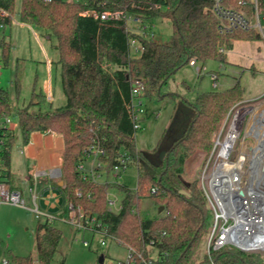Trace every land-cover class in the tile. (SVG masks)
Instances as JSON below:
<instances>
[{"label": "trees", "instance_id": "1", "mask_svg": "<svg viewBox=\"0 0 264 264\" xmlns=\"http://www.w3.org/2000/svg\"><path fill=\"white\" fill-rule=\"evenodd\" d=\"M239 1L231 0L234 8H241ZM259 2L264 12V0ZM14 6L15 0H0V7L11 15ZM85 8L82 4L59 1L44 4L41 0H21L20 22L45 31L49 39L55 40L65 103L43 110L45 97L32 93L26 106L14 110L8 92L0 89V117H15L16 132L24 146L34 133L51 132L62 138L58 181L63 185L59 187L54 182L65 202L61 219L68 217L67 205L72 203L94 215L121 246L144 252L154 243L167 264H209L205 244L212 212L199 179L185 180L186 168L200 156L204 163L226 116L243 101V91L236 82L230 88L198 93L189 100L175 93L163 94L162 90L192 59L197 64L216 61L224 67L230 65L226 54L235 42L260 38L254 32L219 33L210 3L204 0H89L88 8L101 12L128 10L149 26L154 19L168 20L171 35L165 43L128 30L123 22L82 17ZM244 9L250 11L248 5ZM10 22L5 20V26ZM131 38L143 46V52L135 58L130 56L128 47ZM0 45L6 65L10 46L5 42ZM135 81L143 83V97L169 100L173 104L169 124L151 151L135 146L130 96ZM15 90L18 93L17 79ZM16 139L15 132L6 133L3 150L6 171L1 178L9 177ZM92 149L102 152L98 171L107 178L124 155L130 158V166H136L137 187L117 186L123 198L116 213L107 208L108 192L113 186L95 183L76 170L77 165L87 161ZM152 188L156 190L154 194L150 193ZM141 198L152 199L158 209L163 208L162 213L155 218H142L138 211ZM54 222L46 219L37 225L38 264L52 262L61 240V231ZM11 259L13 264H33L30 255H11ZM212 260L215 264H264L263 255L232 247L213 253Z\"/></svg>", "mask_w": 264, "mask_h": 264}, {"label": "rangeland", "instance_id": "2", "mask_svg": "<svg viewBox=\"0 0 264 264\" xmlns=\"http://www.w3.org/2000/svg\"><path fill=\"white\" fill-rule=\"evenodd\" d=\"M86 0H82L84 2ZM21 0H15V6L11 15V22L3 31H0V43L5 42L10 46L8 61L4 65L2 61V50L0 45V65L2 67L0 76V89L8 92L9 103L12 109L26 106L32 93L42 94L46 91L49 82L51 83L53 101L47 98L42 103V109L58 108L64 105L65 99L61 90L60 68L57 65L58 54L54 49L55 40L49 39L45 31L34 26L23 24L19 19ZM262 12V11H261ZM264 13V12H262ZM154 40L167 42L171 35V25L168 20L154 19L151 22ZM226 60L233 65H224L220 68L216 61H207L204 64H197L196 67L186 65L181 68L165 85L163 94L175 93L184 96L189 100L196 97L198 93L208 91H221L239 83L243 91V101L232 108V115L246 111L239 123L243 124V133L238 140V145L243 146V153L247 157L249 148L255 145L256 140L246 136L243 142V134L251 120L261 121L264 117V41L262 39L251 42H235L233 49L226 54ZM197 67H203L198 75ZM217 76V86L211 76ZM19 84L18 93L15 90V83ZM143 108L146 116L140 121V129L136 132L134 140L138 150L151 151L161 139L164 130L167 128L172 112L173 104L169 100L157 101L143 97ZM50 103V104H49ZM16 123L15 118H12ZM17 136L15 147L11 152L9 177L4 178L12 190L21 193L26 208L13 205H0V263L3 259L8 264H13V256H31L33 264H38L36 259V229L39 222L31 211L34 206L31 199L30 188L33 183L25 182L28 170L32 168L31 162L25 161L27 155L26 147L22 144L20 135L14 129ZM40 148L51 151L49 160L52 167H59L60 160L58 151L62 140L58 137H44L40 134L33 139ZM258 142V141H257ZM238 150L234 154L237 155ZM160 153L159 157H162ZM186 168L185 180L199 179L203 170L202 157ZM205 162V161H204ZM248 169L245 168L243 179L245 180ZM101 182H107L113 187L109 190V199L115 203L113 212H118L123 194L117 186H124L128 189L137 187L136 166H129L118 177L111 174L106 178L102 174ZM48 184V180L42 179L37 183L35 189L37 197L36 204L39 210L47 211L44 200L39 201L41 184ZM43 192V196L49 195ZM54 200L49 203L52 205ZM63 204V200H62ZM60 208V206H57ZM138 211L142 218H155L159 215L156 203L150 198H141L138 204ZM56 218L54 225L62 234L61 240L50 264H124L128 258V250L119 245L111 237H103L99 234H92L88 231H76L75 228L58 217L53 211H47ZM68 218V217H67ZM64 218V220H67ZM100 239L105 245H100ZM83 242L89 243L85 247ZM102 257V263L100 258Z\"/></svg>", "mask_w": 264, "mask_h": 264}, {"label": "built area", "instance_id": "3", "mask_svg": "<svg viewBox=\"0 0 264 264\" xmlns=\"http://www.w3.org/2000/svg\"><path fill=\"white\" fill-rule=\"evenodd\" d=\"M44 4L55 1L68 4H82L86 7L80 14L82 17H89L103 22H123L128 30L133 31L144 38H154L152 25L149 26L135 13L128 10L98 11L88 8L89 0H41ZM210 3V9L216 18L217 30L221 34H233L238 32H254L264 41V13L260 10L259 0H240L239 9L234 8L231 0H204ZM248 5L250 11L244 8ZM5 20L11 21V14L0 7V31L5 29ZM130 56L135 58L143 52V46L136 38H131L128 43ZM189 65L196 67L194 59ZM203 69V68H202ZM197 67V72L202 71ZM2 67L0 65V76ZM211 79L214 86H217L216 75ZM144 85L140 81H135L131 89V122L134 131L140 129V121L146 116L143 108ZM232 110L226 116L220 131L216 134L211 151L204 162L203 170L199 175L201 189L206 197L208 206L212 212L211 230L206 244L205 254L209 264H215L212 254L225 247H232L241 252L259 254L264 256V145L259 144L254 136L243 134V142L246 136L256 140L254 146L249 148L250 153L246 157L243 153V144L238 145V140L243 133V124L236 120L238 112L232 115ZM14 116L0 117V205L8 204L21 208H26L25 201L20 192L12 190L7 181L1 178L5 175L6 168L3 164V150L6 133L13 132L16 123H13ZM16 121V119H15ZM248 127V125H247ZM247 129V128H246ZM246 131V130H245ZM238 150L237 155L234 156ZM102 152L99 149H92L87 155V161L76 166V170L93 182H101L100 178L104 172H99L101 164L98 161ZM130 166V158L126 155L119 158V162L112 168L110 173L118 177ZM245 168L248 169L245 180ZM60 169L37 168L30 174L29 180L33 187L30 188L33 210L37 219L54 220L51 216L43 214L37 204L35 189L37 183L42 179L48 180L44 186L45 200L55 199L53 192L59 191L54 182H59L61 176ZM109 175V176H110ZM107 178V177H106ZM155 188L150 193L154 194ZM115 203L108 199V211ZM121 209V202L120 208ZM68 218L64 222L72 225L76 231H88L92 234H99L103 237H110L106 228L98 222L94 215L85 212L81 207H75L72 203L67 205ZM118 210V211H119ZM112 238V237H111ZM117 242V241H116ZM118 243V242H117ZM119 244V243H118ZM85 247L89 243L83 242ZM100 245L104 246L105 241L100 239ZM120 245V244H119ZM128 258L124 264H167L161 257L154 243L149 244L144 252H136L129 247ZM0 264H8L5 259Z\"/></svg>", "mask_w": 264, "mask_h": 264}, {"label": "crops", "instance_id": "4", "mask_svg": "<svg viewBox=\"0 0 264 264\" xmlns=\"http://www.w3.org/2000/svg\"><path fill=\"white\" fill-rule=\"evenodd\" d=\"M230 65H233L231 63H229ZM220 68H223L224 70V67H221ZM217 78V76H216ZM218 80V79H217ZM51 92H52V88H51V83L49 82V85L46 89V91L44 92V97H45V100L46 98L51 102L53 101V95H51ZM50 104V103H49ZM40 134L42 138L44 137H58L62 140L61 137L51 133V132H40V133H34L32 136H31V139H30V142L26 147V150H27V155L25 156V161L26 162H31L32 164V168L30 170H28V174L27 176L25 177V182H31L29 180V177H30V174L33 170L37 169V168H40V169H45V168H52V169H61V165H62V152H63V141H62V146L60 145V149L58 151V155H59V160H60V164H59V167H52L53 165H51L50 163V160H49V154L51 151H47V150H44L43 148H40L38 143H36L33 139L34 137H36V135ZM10 170V169H9ZM42 182V181H41ZM42 185V188H41V191H40V196L39 198V201L41 200H44L45 204L48 206L47 207V211H53V212H56V214H58V217L61 213V209L62 207L64 206V200L62 199L61 197V194L59 191L57 192H53L52 195L55 196V199H50V200H45V196H43V190H44V186L45 184H41ZM58 185V183H57ZM39 184L36 186V189L38 188ZM48 196V195H46ZM51 200H54L53 204L50 205V201ZM62 200H63V204H62ZM57 206H60V208H58ZM43 214L47 215V216H51L52 218H54L53 214H49V212L47 211H42L40 210ZM56 220V218H54V221Z\"/></svg>", "mask_w": 264, "mask_h": 264}, {"label": "bare ground", "instance_id": "5", "mask_svg": "<svg viewBox=\"0 0 264 264\" xmlns=\"http://www.w3.org/2000/svg\"><path fill=\"white\" fill-rule=\"evenodd\" d=\"M245 112L246 111H243V113L241 114L238 113L236 116V120L239 121ZM248 124L249 125L245 131V135L254 136L257 139L259 144L264 145V117L262 118L260 122L251 120Z\"/></svg>", "mask_w": 264, "mask_h": 264}, {"label": "water", "instance_id": "6", "mask_svg": "<svg viewBox=\"0 0 264 264\" xmlns=\"http://www.w3.org/2000/svg\"><path fill=\"white\" fill-rule=\"evenodd\" d=\"M59 172H60V170H59ZM60 174H61V173H60ZM62 185H63V182H62V181H59V182H58V186L61 187ZM162 211H163V208L160 207V208L158 209V213L160 214V213H162ZM102 261H103V260H102V257H101L99 262L102 263Z\"/></svg>", "mask_w": 264, "mask_h": 264}]
</instances>
